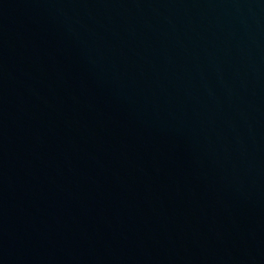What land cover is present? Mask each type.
Returning a JSON list of instances; mask_svg holds the SVG:
<instances>
[{"label":"water","instance_id":"obj_1","mask_svg":"<svg viewBox=\"0 0 264 264\" xmlns=\"http://www.w3.org/2000/svg\"><path fill=\"white\" fill-rule=\"evenodd\" d=\"M0 264H264V0H0Z\"/></svg>","mask_w":264,"mask_h":264}]
</instances>
